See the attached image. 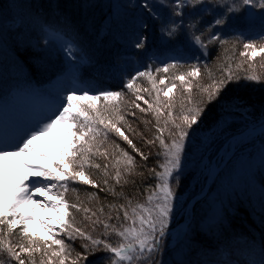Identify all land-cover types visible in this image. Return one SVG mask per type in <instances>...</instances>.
Returning a JSON list of instances; mask_svg holds the SVG:
<instances>
[{
    "label": "rangeland",
    "instance_id": "rangeland-1",
    "mask_svg": "<svg viewBox=\"0 0 264 264\" xmlns=\"http://www.w3.org/2000/svg\"><path fill=\"white\" fill-rule=\"evenodd\" d=\"M27 1L29 0H0V146L14 144L23 137L30 138L32 130L43 127L49 116L67 106V96L79 97L85 90L89 96L107 91L101 82H83L75 78L76 65H86L91 60L89 49L86 52L72 38L64 37L53 28L43 27L23 7ZM80 1L83 6H90V9H86L87 17L89 16L86 26L91 28V50H101V47H105V40L118 48V58H115V61L119 59L118 67H103L101 72L110 73L108 76L121 82L128 81L143 68H158L164 74V69L159 67L170 63L206 61L213 45L231 36L250 39L264 35V8L259 7L261 0H254L250 5H244L242 0H203L199 4L193 0L191 3L185 2L180 16L174 12L177 0ZM229 7L234 10L229 11ZM217 19L224 22L216 24ZM194 35L201 36L206 47L196 44ZM213 35L220 39L209 43V38ZM138 44L142 46L138 47ZM260 48L256 45L255 56L260 54V59L262 57L264 60V52H260ZM246 50L251 51L250 57H255L253 50ZM39 54L46 61H50L48 57H52L53 61L58 60L61 63L59 67L52 65L51 68L54 67L56 74L60 69V74L45 83H42V79L40 84L11 87L9 77L14 80L19 75L23 76V62L18 55L29 60L32 56L37 59ZM7 56L12 60L5 62ZM44 63L42 60L33 62L38 67L37 71L43 70L41 66ZM177 80L179 81L178 77ZM181 82L179 86L184 93L189 84ZM173 89L166 88V99L176 93ZM262 99L246 103L237 101L234 97L223 101L219 99L215 103L217 117L207 115L210 119L207 123L206 119L204 122L197 118L195 124L184 130L188 135L182 141L179 135L176 142L181 143L183 149L180 152L179 168L174 169L172 175L167 177L173 195L169 200L171 211L163 229L164 235H160L161 226L157 223L156 230L152 233L154 239H148V245L155 248L151 256L145 252L139 259L131 262L117 261V264H240L238 260L228 258L230 252H233L230 247L232 244L210 240L205 244L199 239L202 236L222 239L225 218L241 207L250 211L255 222L254 227L260 226L256 223L260 222L264 206V129L260 130L264 125ZM113 101L79 100L74 102L73 111H76L77 105L91 103L90 110L97 112L100 105ZM59 128L61 131L68 130L67 125H60ZM46 139L53 140L55 146L41 144L36 151L42 155H25L23 162L34 168L46 169L57 179H44L28 173V179L23 182L24 191L27 195L33 194L31 198L37 203H20L13 212L12 198L21 195V189L13 188L14 173L20 169L19 162H6L13 172L5 180L0 219H3V224L8 229H17L25 234L24 237H28L29 241L38 240L36 242H40L46 252H43V257L54 260L57 258L59 263L63 261V264H71V255L81 256L80 245L84 249L90 244L86 247L88 249L97 248L103 243L92 244L95 239L94 227H99V224L94 221L95 216L91 209L82 210V203L78 207H64L67 204L66 191L72 179L69 174L74 172L67 162L71 157L65 156L64 146L70 141L75 142L74 137L69 136L61 141L54 131ZM174 142H168L169 145L164 147L163 167L158 175L157 187L149 195L152 197L151 201L149 202L148 197L145 203L135 207V212L145 219L148 213L143 212L139 206L151 209L155 219L159 211L157 206L165 202L162 174L164 165L172 159V153L175 152L172 148ZM37 143L40 144L39 141ZM57 164L61 166L58 168ZM209 176L212 178L206 190ZM84 179L85 176L72 180L82 184ZM37 185L41 187L44 195L36 191ZM195 197L199 199L194 201ZM71 209L83 216L79 217L76 224H71ZM133 210L134 208L128 213L126 223L123 222L115 230L117 243L112 246L124 242L117 235L118 232L130 227L137 230L140 228L139 217L133 214ZM144 228L146 233L150 231L147 225ZM85 236L91 239H85ZM55 240L63 241V249L61 245L54 243ZM54 252L60 255H53ZM258 253L260 254L247 264H261L264 255L261 251ZM106 255L111 254L106 252ZM83 264L92 263L85 261Z\"/></svg>",
    "mask_w": 264,
    "mask_h": 264
},
{
    "label": "trees",
    "instance_id": "trees-1",
    "mask_svg": "<svg viewBox=\"0 0 264 264\" xmlns=\"http://www.w3.org/2000/svg\"><path fill=\"white\" fill-rule=\"evenodd\" d=\"M87 5V7L83 6L80 0H29L24 3L23 7L34 15L41 25L54 28L64 36L72 38L80 49L86 52L89 49L91 60L86 65H79L77 73L79 78L97 79L100 78L99 74L103 65L112 66L114 56L119 53L117 46L112 42L108 43L107 40H105V47H101L100 51L91 50L89 46L91 28L86 26L89 17H87L86 9H90V6ZM83 16L86 18L83 19ZM262 42H264V35L250 39L231 36L213 45L206 61L194 60L167 64L159 67L167 68L164 74L160 73L158 68H144L132 76L128 82L109 81L110 91L119 92L121 95L109 98L112 101L115 100L110 104L100 105L97 112L94 109L89 110V114L91 116L98 114L100 119L111 121L115 128L120 129L123 136L116 132L115 128L105 127L100 123L93 125L98 135L95 140H91V134L85 137L90 141L89 144H83V142L77 144V147L83 146L86 150L83 153V159L77 156L75 167L70 166L73 171H83L84 176L91 183L80 184L70 179L69 189L65 195L68 206L78 207L82 203V210L91 209L95 216L94 221H98L99 224V227H94L96 229H94L95 239L93 240H100L103 245L104 243L110 245L117 243L115 230L123 222L126 223L125 212L128 214L137 205L145 203L157 187L158 175L164 162L165 145H169L168 142H176L181 130L190 128L183 122L184 115L193 114L189 112V109H198V119L204 122L206 119L205 123H207L210 121L207 115L218 116L215 103L219 99L223 101L234 97L237 101L245 103L260 98L264 100V60L262 57L260 59V54L254 58L250 57L251 51L248 52L244 48L246 43L264 47ZM109 45L110 48H107ZM245 52L247 55H242ZM37 57L36 59L32 56L29 60H25L26 58L18 55L19 60L23 62L22 79L24 82H41L48 70V65L57 66L59 62L58 60L53 61L52 57H48L50 61H46L40 54ZM9 60L12 58L7 56L5 62ZM36 60L45 62L41 66L42 71H37L38 67L34 66L33 62ZM197 69V75H189ZM141 72L149 75L140 76ZM229 73L234 77L231 82L225 79ZM250 74L258 76L259 80H245L244 77ZM101 75L104 76V74ZM177 77H183V80L178 81ZM180 80L189 84L184 93L181 92L183 88L181 90L179 86L182 83ZM220 80H224L225 83L220 85ZM130 81L133 82L131 89L127 87ZM213 85L219 87L220 92L209 100V92L213 90ZM170 87L174 88L173 91L176 90V93L172 94L170 99H166V88ZM98 101L106 100L101 96ZM124 136L127 140L123 138ZM128 141H131V144ZM142 157H147V159ZM129 158H131V163ZM81 163H83L82 168ZM72 210L71 224H76L81 216ZM250 214L247 208L237 209L225 218L222 239H209L202 236L199 241L205 244H208L209 240L222 242L221 244L225 242L232 244L230 247L233 252H230L228 258L236 259L240 264H247L249 259L259 254L258 251L264 254V206L260 222L256 223L260 225L259 227H254L255 222ZM105 225L108 227L105 228ZM24 235L17 229L11 230L4 224H0V242L3 244V250L0 251L2 264H20L21 260L24 264H61L57 258L54 260L43 257L44 249L40 246V242H36L38 240L35 239L29 241V238ZM103 245L97 247L98 251L95 253L91 252L94 247L87 249L88 246H86L82 249L80 245L82 251L79 254L87 255V259L78 260L73 254L74 256L69 257V261L71 264H83L85 261L97 264L96 261L99 258L107 256ZM9 247L18 254L19 259L13 258L8 253Z\"/></svg>",
    "mask_w": 264,
    "mask_h": 264
},
{
    "label": "snow or ice",
    "instance_id": "snow-or-ice-1",
    "mask_svg": "<svg viewBox=\"0 0 264 264\" xmlns=\"http://www.w3.org/2000/svg\"><path fill=\"white\" fill-rule=\"evenodd\" d=\"M185 2L191 3L193 0H177V3L175 5V15L180 16L182 15L181 9L184 7ZM195 3L199 4L202 3L203 0H194ZM242 3L244 5H250L254 3V0H242ZM259 7L264 8V0H261V3L259 4ZM229 11H233L234 9L229 7ZM224 21L222 19L215 20L216 24H222ZM220 37L213 35L209 38V43L215 40H219ZM193 40L196 44H199L201 47H206V45L201 41V36L194 35ZM264 43V42H262ZM138 47L142 46L140 44L137 45ZM244 48L248 50H253V56L256 55V51L254 49L256 48V45L254 43H246L244 44ZM260 52H264V47H261L259 49ZM242 55H247V53H242ZM164 71H167V69H164ZM198 69L189 73V75H197ZM140 76H146L149 75L148 73L141 72L139 73ZM179 79L183 80V77H179ZM229 82H231L234 77L231 73L228 74V76L225 78ZM247 81H254L259 80V77L250 74L246 75L244 77ZM163 83V81H161ZM225 83L224 80H220L219 84L223 85ZM129 89L133 87V82L130 81L127 85ZM212 91L209 92V100L212 99L213 96L217 95L220 92V88L216 85L212 86ZM204 91H208V89H204ZM121 93L119 92H112V91H103L100 95H88V91L85 90L84 93L76 97L74 95L67 96V106L63 107L62 111L54 112L51 116L47 118V122L44 123L43 127H38L31 132L30 138L23 137L18 142L14 144H8L0 146V204L3 203V189L5 186V180L9 173H12L13 170L9 167V165L6 163L8 161H17L19 162V169L20 171L15 172V179L13 181V188H19L21 189V195L15 196L12 198L14 201L12 205V211L14 212L15 208L20 203H37L36 201H33L30 195H27L24 191V181L28 179V173H31V175L34 176H42L44 179H57L56 176H54L51 172H48L46 169L43 168H34L31 165L24 164L23 157L26 155L28 157H32L35 155H42V153H39L36 151V148L39 147L41 144L46 145L49 147L55 146L53 140L46 139L50 133H53L54 131L58 134L61 141L65 140L67 137L71 136L75 138V142H68L64 146V154L67 157H71L68 159V164L72 166L73 168L76 165V157L80 156L81 159H83V153L85 152V148L83 146L77 147V144L83 142V144H89L90 141L86 140L85 137H89L91 134V140H95L96 135H98V132L93 127L94 124L100 123L104 124L105 127H112L115 128V125L112 124L111 121L105 122V120L100 119L97 116H91L89 114V110L92 108L91 103H87L86 105H77L76 111H73L74 102L83 100L86 102L94 101V100H100L101 96L105 100H108L109 98H116L119 97ZM137 99H140V97H137ZM139 107V105H137ZM151 107V105H149ZM141 111H144V109H141ZM189 112L193 113L192 115H184L183 116V122L188 126L191 127L193 124L197 122V118L199 116V110L198 109H189ZM60 125H67L68 130L67 131H61L59 128ZM71 129H76V131H72ZM115 131L120 133L121 136H123V133L120 132L119 128H115ZM188 133L184 130H181L180 134V140L182 141ZM124 139L127 140V137L124 136ZM40 142L38 144L37 142ZM131 144V141H128ZM161 144H163V140H161ZM134 147V146H133ZM172 148L175 149V152L172 153V159L168 161L166 165H164V173L162 174L164 177V184L162 186V191L164 193V204L158 205V213L153 218V215L151 214V209L146 208L144 206H139L143 212L148 213L147 219H145L143 216H139L138 213L135 212V209L133 210V214L135 216L139 217L140 222V228L137 230L134 227L125 228L123 231H120L117 233V235L121 236L124 240L123 243H119L117 246H112L108 243H104L103 250L107 253H110L111 255L106 257L99 258L97 264H103L104 261H107L108 264H117V261L123 262L128 261L131 262L133 259H139L141 255H143L145 252L148 253L149 256L154 252L155 248L153 246L148 245V239L149 237H152V233L156 230V224L159 223L160 228V235H164V226L167 223V217L171 211L169 200L172 197L173 193L169 189L167 177L172 175V171L176 168H179L180 166V152L183 149V145L181 143L174 142L172 145ZM90 150V149H88ZM127 155V153H125ZM143 159H147V157H142ZM56 163L55 161H53ZM129 162L131 163V158H129ZM61 165L57 164V167L59 168ZM99 167V165H96ZM80 167H83V163L80 164ZM27 170V171H25ZM72 179H75L76 177H84L83 171H74L73 173L69 174ZM119 176V173L117 174ZM84 183H91V181L84 179ZM160 187V186H158ZM36 191L40 195H44V192L41 190V187L39 185L36 186ZM152 197H149V202L151 201ZM49 207H57L56 205H47ZM68 205L65 204L64 207H67ZM75 207V205H73ZM79 210V209H78ZM125 218H128L127 212H125ZM3 219H0V224H3ZM135 223V221H133ZM144 225H147L148 231L145 232ZM108 225H105V228H107ZM77 231H79L77 229ZM82 236L83 233H80ZM154 239V237H152ZM85 239H91L90 237L85 236ZM55 244L61 245V248L63 249V241L61 240H55ZM102 241L100 240H92L93 245H100ZM3 250V244L0 242V251ZM8 253H10L13 258L19 259V256L17 253L13 252L12 248L9 247L7 249ZM86 251H88L86 249ZM98 251L97 248H92L91 252L95 253ZM134 253H139V255H133ZM53 255H60L58 252H54ZM78 260L80 259H87V255L79 256L77 257ZM2 264V262H0ZM20 264H24V261L21 260ZM61 264H63V261H61ZM261 264H264V260L261 261Z\"/></svg>",
    "mask_w": 264,
    "mask_h": 264
},
{
    "label": "water",
    "instance_id": "water-1",
    "mask_svg": "<svg viewBox=\"0 0 264 264\" xmlns=\"http://www.w3.org/2000/svg\"><path fill=\"white\" fill-rule=\"evenodd\" d=\"M264 129V125L260 128V130H263ZM210 182H211V176H209L208 178H207V182H206V190H207V188L209 187V185H210ZM199 197H195L194 198V200H197ZM158 248V247H157Z\"/></svg>",
    "mask_w": 264,
    "mask_h": 264
},
{
    "label": "bare ground",
    "instance_id": "bare-ground-1",
    "mask_svg": "<svg viewBox=\"0 0 264 264\" xmlns=\"http://www.w3.org/2000/svg\"><path fill=\"white\" fill-rule=\"evenodd\" d=\"M211 175H213V171H212V174ZM31 196L33 197V194H31ZM30 203V202H29ZM33 204V203H32Z\"/></svg>",
    "mask_w": 264,
    "mask_h": 264
}]
</instances>
